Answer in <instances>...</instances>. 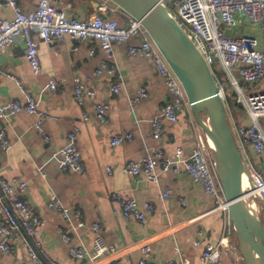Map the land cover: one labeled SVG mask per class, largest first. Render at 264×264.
<instances>
[{
    "label": "crops",
    "instance_id": "0c3cea01",
    "mask_svg": "<svg viewBox=\"0 0 264 264\" xmlns=\"http://www.w3.org/2000/svg\"><path fill=\"white\" fill-rule=\"evenodd\" d=\"M16 1L26 11L34 7V0ZM100 1L55 0L68 15L81 20L99 12ZM107 3L109 6L102 13L103 17L125 23L127 17L123 10L111 1ZM13 15L11 8L0 6V18ZM137 43L136 37H130L114 45L113 61L121 74V90L117 93L110 90L113 77L93 75L104 58L98 46L91 53L95 41L77 42L66 36L52 43H39L41 70L38 75L33 74L25 59L21 37L0 52V103L6 104L13 98L24 102L25 92H29L39 109L55 117L43 121L42 129L49 137L46 142L34 126L35 115L25 111L7 114L2 124L11 146L7 151L0 148V174L7 179L17 176L27 182L26 199L43 220L36 240L59 264H80L69 253L71 244H81L92 250L94 232L90 225L95 221L100 224L101 236L115 247V251L94 256L88 264H140L144 245L151 249L146 264H164L167 260L181 264V258L190 264H201L205 244H216L222 238L229 248L219 264H237L230 259L234 254L230 241L234 229L229 228L221 212L214 210V198L205 194L188 173L168 170L152 182L143 175H132L124 170L129 160H140L147 149H161L166 156L172 157L180 147L182 156L187 157L196 144L197 135L204 137L191 109L182 110L177 122L161 119V134L153 133L151 120L159 115L161 106L171 95L150 59L128 53L129 46ZM217 69L220 73L218 65ZM74 77L82 78L85 87L95 93L93 97L85 96L82 104L75 95ZM50 81L55 83L54 90L49 88ZM140 87L144 88L146 96L133 101ZM231 97L229 108L233 123L248 125L247 111ZM93 103L107 106L105 122L96 118ZM83 112L86 120L82 118ZM260 124L264 131V124ZM75 127H79L76 144L84 172L60 168L59 151ZM128 132L132 135L130 140L111 145L113 136ZM54 152L57 154L53 155ZM240 153L245 169H254L264 177V152L258 153L250 144H243ZM165 190L169 196L161 198ZM112 192L135 198L140 208L150 202L154 210L142 221L127 220L114 213L118 205L111 199ZM52 193H56L69 210L82 212L84 226L70 233V243L63 240L58 230L66 227L67 221L47 205ZM261 210L260 220L264 225V208ZM198 238L199 245L195 244ZM0 264L36 263L19 243L11 253H0Z\"/></svg>",
    "mask_w": 264,
    "mask_h": 264
},
{
    "label": "built area",
    "instance_id": "2783aa9c",
    "mask_svg": "<svg viewBox=\"0 0 264 264\" xmlns=\"http://www.w3.org/2000/svg\"><path fill=\"white\" fill-rule=\"evenodd\" d=\"M108 1L111 0L100 1L99 12L81 20L68 15L64 7L58 6L55 0H34L33 9L28 11L22 9L16 0H0V6L9 7L14 12L11 18H0V52H4L17 37H21L25 59L33 74L38 75L41 70L39 43H52L66 36L77 42L95 41L96 44L91 47V53H94L98 46L103 51L104 58L94 70L93 75L106 74L113 77L115 80L110 90L117 93L121 90V74L119 67L113 61L114 45L124 43L130 37H136L138 43L130 45L128 53L140 54L150 59L163 77L171 95V98L161 106L159 115L151 120L153 133L159 136L162 129L161 119L177 122L182 110L191 109L186 93L140 20L124 11L127 17L125 23L113 17H103L102 13L109 6ZM158 1L173 14L202 55L215 79L224 105L226 106V98L234 93L235 101L247 111L250 118L248 125L230 126L238 149L240 150L243 144H250L256 152L263 153L264 131L260 119L264 117V48H259V40L256 36L245 34L244 30L238 31L236 18L258 29L264 44V0ZM217 65L221 69L220 73ZM88 79L89 77L86 78ZM241 82L250 84L254 88H244ZM73 84L80 104L83 103L85 96H94V91L85 87L82 78L74 77ZM49 88L54 90L53 81L49 82ZM144 96L146 92L143 87H140L132 100L137 101ZM93 109L98 120L101 122L107 120L106 105L93 103ZM20 111L36 116L35 128L42 133L46 142L49 141V137L44 134L42 124L44 119H55V117L39 109L33 95L25 92L24 102L13 98L6 104L0 103V148L2 151H7L11 146L2 122L7 114ZM82 118L87 119L85 112ZM78 132L79 127L69 132L67 143L59 151L62 156L60 165L62 171L84 172V165L76 144ZM131 137L129 132L115 135L110 143L116 146L130 140ZM212 152L205 137L198 134L196 144L187 157L182 156L180 147L176 148L172 157L166 156L161 149H147L140 160H129L124 170L132 175H143L152 182L158 180L161 172L168 170L174 172L182 170L188 173L201 186L205 194L214 198L216 202L214 210L221 212L229 228L233 229L228 215V204L216 173V159ZM56 154L57 152L53 153V155ZM107 170L110 171V168ZM246 170L250 181L248 197L253 198L261 208H264V177L254 169ZM26 190L25 180L17 176L7 179L0 174V253L9 254L21 243L36 264H59L36 240L43 220L26 199ZM110 196L118 205L114 213L127 220L142 221L154 210L152 203L145 202L140 208L135 198L124 196L120 192H112ZM167 196H169L167 190L160 194L161 198ZM47 205L58 211L67 221L66 227L61 226L58 230L63 240L70 243V233L84 226L81 210H69L62 204L56 193L51 194ZM90 227L94 232L91 251L81 244L69 246L70 255L78 259L80 264H88L94 256L115 251V247L107 244L101 236L99 222H93ZM201 234L202 232L199 231L198 235L201 236ZM195 244H200L199 238ZM227 248L229 247L226 239L223 238L216 244L206 243L200 257L201 264H219ZM175 250L179 252L178 248ZM141 252L144 256L139 263L146 264L151 254L150 246L144 245ZM164 264H174V262L167 260ZM181 264L190 263L187 259L181 258Z\"/></svg>",
    "mask_w": 264,
    "mask_h": 264
},
{
    "label": "water",
    "instance_id": "95a60500",
    "mask_svg": "<svg viewBox=\"0 0 264 264\" xmlns=\"http://www.w3.org/2000/svg\"><path fill=\"white\" fill-rule=\"evenodd\" d=\"M111 1L125 13L141 21L180 80L197 123L205 133L213 137L220 151L230 160L226 179L222 180L218 174L217 176L228 204L231 225L239 237H243L253 249L259 252L264 261V225L258 217L257 225L254 226L238 204L240 198V195H238L240 170L244 165L240 150L235 143L226 119L225 105L208 65L173 14L163 3L158 0ZM211 101L218 104L216 111L210 106ZM201 111L206 113L211 125L223 138V143L219 141L215 133L204 125L198 114ZM247 195L249 194L247 193ZM242 249H244L243 246ZM246 255L249 261L247 252Z\"/></svg>",
    "mask_w": 264,
    "mask_h": 264
},
{
    "label": "bare ground",
    "instance_id": "6f19581e",
    "mask_svg": "<svg viewBox=\"0 0 264 264\" xmlns=\"http://www.w3.org/2000/svg\"><path fill=\"white\" fill-rule=\"evenodd\" d=\"M210 106L214 111H216L218 104L214 101H211ZM203 123L210 131H212L217 135V138L219 139L220 142L222 143L224 142L223 138L217 133V131L209 122L203 121ZM207 135L212 143H209L207 138H206V142L208 146L212 149L216 157V173L219 175V177L222 180H225L229 171L230 160L227 157H225L223 153L220 151L213 137L209 134ZM249 186H250V181H249L248 173L247 170L243 167L240 170V185L238 190V195H240V198L238 200V204L240 208L245 211L248 220L254 226H256L258 221L257 202L253 198L248 197L247 191L249 189ZM240 239L242 242L241 245L243 246L249 257L248 264H264V261L262 260L259 252L256 249H253L251 245L243 237H240Z\"/></svg>",
    "mask_w": 264,
    "mask_h": 264
},
{
    "label": "rangeland",
    "instance_id": "374dc122",
    "mask_svg": "<svg viewBox=\"0 0 264 264\" xmlns=\"http://www.w3.org/2000/svg\"><path fill=\"white\" fill-rule=\"evenodd\" d=\"M236 25H237L238 31L244 30L245 34H251L253 36H256L259 40V48H264L261 33L258 29L252 27L250 24H248L247 22L243 21L240 18H236ZM249 87L254 88V86L252 87V85H250V84H249ZM231 96H233L234 99L236 98L235 95L233 93H231L226 98L227 101H226V106H225V114H226V119H227L229 126H232L234 124L233 120H232V116H231V114H232L231 108H229V104L231 103V98H232ZM236 104H237V102H236ZM198 114L200 115V117L203 121L209 122L211 124V122L208 119L205 112L201 111V112H198ZM260 122H262L264 124V117H262L260 119ZM202 131H203L205 139L207 138L209 143H212L211 140H209L207 133H205L203 129H202ZM212 153L214 154V152H212ZM214 157H215V154H214ZM215 159H216V157H215ZM261 211H262L261 206L257 202V213H258L259 219H261V213H260ZM232 234L233 235L231 236L230 241L232 243V247H234V254L230 256V259L233 260L234 262H236L237 264H248L247 255H246V252L244 251V249H242V245H241L242 242H241L239 235L236 233V231H233Z\"/></svg>",
    "mask_w": 264,
    "mask_h": 264
},
{
    "label": "trees",
    "instance_id": "16d2710c",
    "mask_svg": "<svg viewBox=\"0 0 264 264\" xmlns=\"http://www.w3.org/2000/svg\"><path fill=\"white\" fill-rule=\"evenodd\" d=\"M241 86L244 87V88H248L249 85L247 83H244V82H241Z\"/></svg>",
    "mask_w": 264,
    "mask_h": 264
}]
</instances>
